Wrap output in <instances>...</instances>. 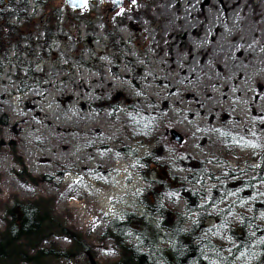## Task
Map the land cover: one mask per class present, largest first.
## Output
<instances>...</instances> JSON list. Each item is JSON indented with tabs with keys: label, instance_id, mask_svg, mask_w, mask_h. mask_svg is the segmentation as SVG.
<instances>
[{
	"label": "rangeland",
	"instance_id": "obj_1",
	"mask_svg": "<svg viewBox=\"0 0 264 264\" xmlns=\"http://www.w3.org/2000/svg\"><path fill=\"white\" fill-rule=\"evenodd\" d=\"M28 2L34 27L62 10V40L44 50L34 28L33 50L1 48L0 247L16 202L47 219L0 264H127L111 223L159 220L147 180L183 179L206 198L264 173V0ZM24 23L0 18L1 33ZM166 196L185 214L179 194Z\"/></svg>",
	"mask_w": 264,
	"mask_h": 264
},
{
	"label": "trees",
	"instance_id": "obj_2",
	"mask_svg": "<svg viewBox=\"0 0 264 264\" xmlns=\"http://www.w3.org/2000/svg\"><path fill=\"white\" fill-rule=\"evenodd\" d=\"M0 1L3 2L2 20L17 17L25 22L21 28L7 26V35L0 30V52L6 44L5 57L8 58L12 46L20 52L27 47L33 50L37 45L34 28H37L38 34L44 33V50H50L54 42L62 40L58 35L59 27H53V22L57 23V18L64 15L62 10H53L41 26L34 27L29 25L32 19L28 16V0ZM24 43L27 45L22 48ZM21 71L26 73L24 79L35 76L31 67H19L18 72ZM156 150L162 152L160 148ZM192 178L200 182L202 179L196 173ZM147 182L150 186L142 199L149 212L159 220L149 219L146 213L127 212L122 219L111 223L116 233L114 239L128 255L127 264H264L262 171L257 176L240 177L235 183H217L206 198L200 188L193 190L187 187L183 179L157 180L159 186L154 181ZM168 189L183 199L186 215L178 212L167 199ZM40 212L29 202H16L11 207L1 254L5 250L13 252L21 249L17 244L20 239L41 237L47 218ZM130 241L133 244L129 245ZM46 252L41 249L37 255L44 256Z\"/></svg>",
	"mask_w": 264,
	"mask_h": 264
},
{
	"label": "water",
	"instance_id": "obj_3",
	"mask_svg": "<svg viewBox=\"0 0 264 264\" xmlns=\"http://www.w3.org/2000/svg\"><path fill=\"white\" fill-rule=\"evenodd\" d=\"M88 1L89 0H86L85 3V0H65L68 8L70 10H75V11L83 10L86 7ZM112 2L116 8L120 7L123 4L122 0H112ZM171 134L174 136L177 142L181 143L183 141V138L177 132L172 131Z\"/></svg>",
	"mask_w": 264,
	"mask_h": 264
},
{
	"label": "snow or ice",
	"instance_id": "obj_4",
	"mask_svg": "<svg viewBox=\"0 0 264 264\" xmlns=\"http://www.w3.org/2000/svg\"><path fill=\"white\" fill-rule=\"evenodd\" d=\"M85 3H86V0H85Z\"/></svg>",
	"mask_w": 264,
	"mask_h": 264
}]
</instances>
